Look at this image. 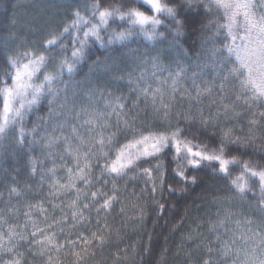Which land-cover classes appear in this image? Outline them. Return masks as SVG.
<instances>
[{"label": "clouds", "instance_id": "clouds-1", "mask_svg": "<svg viewBox=\"0 0 264 264\" xmlns=\"http://www.w3.org/2000/svg\"><path fill=\"white\" fill-rule=\"evenodd\" d=\"M0 264H264V0H0Z\"/></svg>", "mask_w": 264, "mask_h": 264}]
</instances>
